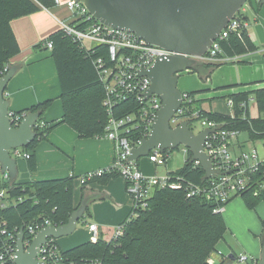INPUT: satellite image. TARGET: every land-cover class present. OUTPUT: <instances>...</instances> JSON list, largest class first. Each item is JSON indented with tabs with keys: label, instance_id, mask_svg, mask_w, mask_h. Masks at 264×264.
<instances>
[{
	"label": "trees",
	"instance_id": "1",
	"mask_svg": "<svg viewBox=\"0 0 264 264\" xmlns=\"http://www.w3.org/2000/svg\"><path fill=\"white\" fill-rule=\"evenodd\" d=\"M54 6V0H0V71L19 53V45L11 29V21L34 14L40 8L51 9ZM83 25H87L86 22ZM47 42L52 43L50 51L61 86L59 99L63 115L55 122L43 121V114L50 106L51 100L18 112L25 115L39 114L33 127L35 138L26 148L32 152L37 143L45 139L58 124H67L81 138H96L103 134L108 122L107 114L102 107L103 88L93 63L96 59L105 57V47L95 46L92 52H88L79 48L60 30L49 35L43 44ZM220 50V57H242L258 51H262L264 57V45H256L249 38L246 27L222 40ZM223 64L232 63L201 64L197 72L208 78L215 68ZM187 94L192 99L191 105L181 118L189 124L193 119L191 113L200 111L209 120L223 124L224 128L235 129L245 134L246 139L252 143L264 141V88L227 95V100L233 102L232 116L206 113L199 108L197 95L200 92L192 91ZM250 100L256 105L258 113L256 118L250 117ZM242 102H244L243 107ZM138 106L136 101L127 100L118 104L113 109L112 115L115 118L128 115L136 111ZM139 133L137 131L133 135ZM171 152V150L165 152V161ZM26 162L29 170L35 168L33 153ZM260 173L256 174V177ZM169 175L193 184L206 182L203 169L200 165L191 162L189 151L183 165L169 172ZM115 177L118 175L106 174L86 184L94 182L105 184L110 178ZM73 181L72 177L30 183H17L16 179L12 180L8 197H21L22 201L0 209V220L6 223V228L10 231L18 232L23 227L25 239L28 238L26 227L30 223L48 220L58 226L65 224L81 203L74 205ZM84 196L82 189L81 201ZM235 197H240L248 210H254L260 202H264V190L252 187ZM96 199L100 197L94 196L89 202ZM214 208L201 198H186L183 190L168 188L155 190L149 201V208L126 223L123 235L116 242L107 243L101 239L95 243L88 241L72 249L63 250V253L68 259L77 263L98 260L101 264H210L208 260L213 253L219 252L216 246L224 239L227 232L222 215L214 213ZM86 214L89 216L88 207ZM126 218L123 222H126Z\"/></svg>",
	"mask_w": 264,
	"mask_h": 264
},
{
	"label": "built area",
	"instance_id": "2",
	"mask_svg": "<svg viewBox=\"0 0 264 264\" xmlns=\"http://www.w3.org/2000/svg\"><path fill=\"white\" fill-rule=\"evenodd\" d=\"M54 4L57 6L62 3L60 0H54ZM64 5L71 11L73 21L60 22L59 30L62 34L78 45L79 48L88 52L95 46H103L106 49L105 57H100L93 62L104 92L102 107L108 117L103 134L97 138H104L113 142L114 158L110 167L88 172L78 178L80 185H84L92 179L114 173L125 183V190L131 202L130 212L126 222L114 227L110 238L105 242H116L123 235L126 223L149 208V201L155 190L164 188L183 190L186 198H201L215 207L214 213L220 214L223 212V204L229 199L239 196L252 187L264 190V157H260L255 147L256 142L252 143L246 140L244 149L241 150L238 138L242 133L235 129L224 128L223 124L209 120L200 111L192 112L191 118L200 121L202 130H209L207 140L203 145V152L211 161L215 176L205 179L204 184H193L184 182L177 177L174 178L169 175V172L159 176L156 174L145 175L137 162L130 161L129 158L131 150L139 146L142 139L148 137L157 112L161 107V100L155 94L146 98L150 80L146 76H140L139 73L149 70L157 59L174 54L148 44L131 32L113 29L101 24L88 13L82 3L76 2V0H68ZM242 17L236 13L235 18L221 31L206 54L195 58L196 64L235 63L241 59L240 56L228 58L219 55L221 54L220 42L230 34L238 33L239 30L246 27V23L241 20ZM85 22L87 25H83ZM45 46L50 50L52 43L47 42ZM8 69L9 66H6L0 71V77ZM130 99L138 103L139 106L136 111L119 118L113 117V109L118 104ZM191 100L187 92L181 94V105L169 121L171 129L177 127L180 122L186 121L182 120L181 115L188 110ZM226 104L230 107V115L232 116L233 102L227 100ZM241 106H244V102L241 103ZM24 116L25 114L9 110L8 119L11 127H18ZM137 131L140 132L139 135L134 136L133 134ZM166 151L159 149L150 151L147 155L148 161L156 167L163 166L166 163L164 155ZM182 151L187 153L189 150L183 147ZM9 155L15 160L22 158L27 161L31 156V151L19 147L10 149ZM194 164L199 165L197 161ZM259 172H261L260 175L256 177ZM11 181L9 173L3 171L0 163V209L22 201L21 197H8V191L12 187ZM47 226L58 227L48 220L27 225L26 234L28 238L25 239L24 237L23 241L25 248L31 244L36 234ZM87 228L91 233L90 241L97 242L99 240L97 226L88 224ZM17 233V230H7L6 223L0 220V235L2 236L0 238V264H9L10 262L14 264ZM217 254L221 255L220 252ZM36 259L42 264H101L98 260L77 263L68 259L53 238H48L46 243L39 248ZM237 260L238 262H247L248 257L240 256ZM211 262L212 260L209 259L208 263L213 264ZM256 263L251 259V264Z\"/></svg>",
	"mask_w": 264,
	"mask_h": 264
},
{
	"label": "water",
	"instance_id": "3",
	"mask_svg": "<svg viewBox=\"0 0 264 264\" xmlns=\"http://www.w3.org/2000/svg\"><path fill=\"white\" fill-rule=\"evenodd\" d=\"M262 5L264 0H258ZM101 24L135 34L150 45L172 52L174 55L157 59L151 68L139 73L150 80L146 98L152 94L161 100L149 135L139 146L131 150L130 161L145 157L150 151L187 148L191 162L197 161L204 171V178L215 176L211 161L203 152L204 142L209 134L204 129L194 134L187 121L173 129L169 121L181 105V92L176 88L178 74L196 69L195 58L206 54L217 36L235 18L236 13L247 0H76ZM242 21L250 23L248 17ZM16 72L11 67L0 77V163L12 180L17 178L16 160L9 150L27 148L34 140V124L37 113H27L19 126L11 127L8 119L9 102L5 98L8 82ZM88 199L84 198L69 216L67 222L58 227L47 226L24 246V229L17 233L14 264H42L36 259L39 248L48 238L57 240L71 235L77 223L86 215ZM219 264H234V254H228ZM256 264H264V238L261 241V256Z\"/></svg>",
	"mask_w": 264,
	"mask_h": 264
},
{
	"label": "crops",
	"instance_id": "4",
	"mask_svg": "<svg viewBox=\"0 0 264 264\" xmlns=\"http://www.w3.org/2000/svg\"><path fill=\"white\" fill-rule=\"evenodd\" d=\"M60 1L62 4L51 9L40 8L36 13L15 19L10 23L19 45V53L10 59L8 65L9 68H16V72L8 82L5 90V98L9 102V110L16 113L23 112L38 103L51 100L50 106L43 114L45 123L58 121L63 115L62 104L59 99L61 86L55 62L51 56V51L43 44V41L49 35L59 30L60 22L73 21L71 11L64 5L68 0ZM258 15L264 16V6L261 7ZM258 15L255 20L253 19V24L251 21L249 24L245 23L249 38L260 46L264 43V20L259 18ZM261 52L246 54L241 57L238 63L235 62L238 65L230 68L232 73H234L233 75L230 74L226 78L227 80L211 84L214 94L202 95V91H198L200 92L197 95V99L200 102L199 108L206 113L213 112L228 115L230 112L221 108L223 104L220 105L215 101L207 104V102L216 97L215 95L220 93L216 92L215 89L222 91L221 94H224L222 99L226 103V96L229 94L264 88V57ZM199 69L200 64L194 71L197 72ZM194 87L195 85L189 86L188 89L192 90L188 92H196L198 88ZM252 103L253 105H251ZM249 113L251 118L258 116L256 105L253 101L249 103ZM245 141H240L238 138L241 150L244 149ZM32 153L34 155L35 168L29 170L27 162L25 164L21 162L19 167L17 166L16 182L30 183L74 178L73 202L75 206L81 202H76L75 199L78 190L82 194L83 189L84 198H87L88 202L94 196L100 197V199L89 202V204L87 202L91 219L86 223L85 227L87 228L88 224H96L98 238L103 241L108 240L114 229L113 226L121 223L129 213L130 202L124 181L119 177H115L110 178L105 184L94 182L81 186L77 180L78 177L88 172L106 169L111 166L114 158L113 142L97 137L81 138L70 126L61 123L56 125L45 139L37 143L33 152L31 151ZM260 203L254 210L249 211H257L260 208ZM228 208L226 209L224 206L221 215H228L233 211ZM261 209L263 212L260 215L264 218V207ZM86 216L88 215L86 214ZM222 217L227 227L226 220L223 215ZM226 233L230 234L232 232L229 230ZM87 234L89 237L88 241H90L91 233L88 228ZM77 241L75 239L71 242L76 243ZM88 241H83V243ZM223 241H226L225 237ZM76 245L78 246V244ZM68 247H72V244ZM72 248L63 249L66 251ZM217 251L220 250L217 248ZM247 251L246 253L255 256L252 258L255 262L259 261L261 252L260 256H257L259 252L256 248H247ZM224 258L225 256L223 257L222 253L220 256L217 253H213L210 257L213 264H219L220 261H224Z\"/></svg>",
	"mask_w": 264,
	"mask_h": 264
},
{
	"label": "rangeland",
	"instance_id": "5",
	"mask_svg": "<svg viewBox=\"0 0 264 264\" xmlns=\"http://www.w3.org/2000/svg\"><path fill=\"white\" fill-rule=\"evenodd\" d=\"M263 6L264 4L261 5L258 0H247V2L242 7V9L237 13V15L248 17L249 21H251L253 24V19L255 20V17H257L258 12H260L261 7ZM258 17L264 20L263 15H258ZM263 45L264 43L261 46ZM234 65H238V64L233 63V64L220 65L211 72L208 78H205L203 75H199L198 72L194 70L179 73L176 88L181 93H185V92L192 90V89H188L189 86L195 85L194 88H198L197 91H202L201 92L202 95H208V93L214 94L213 89L211 88V84L222 82L227 77H229L230 74L233 75L234 73H232V69L230 68L235 67ZM198 66L199 64L196 65V67ZM218 90L219 89H215L216 92H220V93H218V95H215L216 97L213 100L207 102V104L215 101L220 105L223 104L221 108L231 113L230 107L225 103V100L222 99V95L224 94H221L222 91H218ZM251 105H253V103ZM189 127L193 131L194 134H198L203 129V127L200 124V121L197 119H191ZM239 140L245 141L246 135L241 134L239 136ZM263 144H264V141H256L255 143V147L257 148L260 157H264ZM182 148H183L182 146H179L177 149L171 150L172 152L169 154L167 161L163 166L156 167L154 164L148 161L147 156L139 158V160H137V164L139 165L140 170L145 175H148V176H152L155 174L159 176L162 174H166L168 172L175 171L176 169H179L183 165L184 160L188 158V152L183 153ZM21 162H23L24 164L26 163V161L23 160L22 158L16 159V164L18 167ZM77 193L78 194H76L75 199H76V202H80L81 201L80 190H78ZM128 199L130 202L129 196H128ZM129 204H130L129 205V212H130L131 202ZM225 207L226 209L229 207L228 209L233 210L228 215L222 214L227 223V228H228L227 231L230 230L232 233L230 234L226 233L224 235V237L226 238V241L221 240L217 244L216 247L220 250L219 252L223 254V257L224 256L226 257L228 254H231V253L234 254L236 258H239L240 256L248 257L247 262H238V260H236L234 264H251V259L255 256L249 253H246V252H248L247 248H251V249L256 248V250H258L259 252L258 253L259 255L257 256H260L261 241L264 238V224H263L264 218L261 217L260 214L261 212H263L261 208L264 207V203H260V206H259L260 208L257 209V211L252 212L245 208L242 200L239 197H234L228 204L225 205ZM90 219L91 218L89 216L85 215L77 223L76 229L71 235L57 239L56 242L58 244V247L61 250H64L66 248H72L76 244L79 245L83 243V241H88L89 237L87 234V228L85 226H86V223L90 221ZM119 224L114 225L113 227H116ZM75 239L78 240L76 243L71 242L72 240H75ZM70 244H72V247H68Z\"/></svg>",
	"mask_w": 264,
	"mask_h": 264
}]
</instances>
